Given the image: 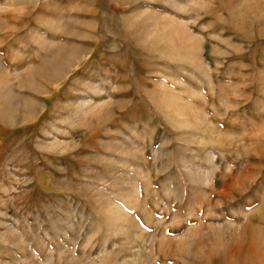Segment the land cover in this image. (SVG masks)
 Here are the masks:
<instances>
[{"label": "rangeland", "instance_id": "rangeland-1", "mask_svg": "<svg viewBox=\"0 0 264 264\" xmlns=\"http://www.w3.org/2000/svg\"><path fill=\"white\" fill-rule=\"evenodd\" d=\"M0 264H264V0H0Z\"/></svg>", "mask_w": 264, "mask_h": 264}]
</instances>
